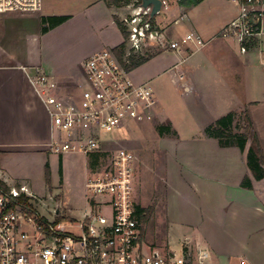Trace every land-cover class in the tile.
Returning a JSON list of instances; mask_svg holds the SVG:
<instances>
[{
  "label": "crops",
  "instance_id": "obj_1",
  "mask_svg": "<svg viewBox=\"0 0 264 264\" xmlns=\"http://www.w3.org/2000/svg\"><path fill=\"white\" fill-rule=\"evenodd\" d=\"M123 12V7L106 0H44L38 12L0 13L2 157L47 153L46 162L52 165V122L32 80L45 72L56 78L61 93H77L84 61L124 41L117 22ZM160 13L163 17L155 16V22L171 39L195 31L207 41L198 49L190 44L182 52H160L131 71L135 82L151 83L157 101L154 118L160 117L159 122L170 124L173 131L160 135L161 142L168 143L162 145L164 216L160 212L167 223L166 236L174 237L180 229L182 248L208 251L207 264H230L233 258L264 264V178L254 177L247 150L223 147L205 133L220 116L247 108L264 150V20L255 45L243 51L237 38L219 35L238 16L235 0H203L191 8L167 0ZM50 15L69 18L42 32L41 17ZM177 96L180 110L189 116L181 125L167 116L168 101ZM76 154L80 153L58 155L64 188L65 161ZM83 156L88 175L90 157ZM135 167L137 171V158ZM87 175L80 188L87 204L84 211ZM246 175L252 179L251 189L242 186ZM15 178L0 163V179L9 188L26 186ZM135 180L140 205L137 172Z\"/></svg>",
  "mask_w": 264,
  "mask_h": 264
},
{
  "label": "built area",
  "instance_id": "obj_2",
  "mask_svg": "<svg viewBox=\"0 0 264 264\" xmlns=\"http://www.w3.org/2000/svg\"><path fill=\"white\" fill-rule=\"evenodd\" d=\"M235 1L238 16L219 35L237 38L247 51L261 33L264 0ZM43 3L0 0V13L38 12ZM126 6L132 11L121 18L126 33L122 58L115 48L91 54L83 63L77 93H61L56 78L45 72L32 80L51 118V152L98 156L85 183L88 207L80 220L64 222L57 210L53 218L40 213L27 186L0 187V264H207L206 250L184 247L180 254L172 249L161 254L141 237L135 154L125 147L109 149L113 139L105 136L154 119V88L131 77L133 58L182 52L190 44L198 49L207 41L195 31L170 39L153 21L151 6L143 7L142 0Z\"/></svg>",
  "mask_w": 264,
  "mask_h": 264
},
{
  "label": "rangeland",
  "instance_id": "obj_3",
  "mask_svg": "<svg viewBox=\"0 0 264 264\" xmlns=\"http://www.w3.org/2000/svg\"><path fill=\"white\" fill-rule=\"evenodd\" d=\"M176 1L168 0V3L172 4ZM123 11L122 17L129 15L132 8L124 6ZM163 14L160 13L156 17L161 18ZM154 20L156 19L154 18ZM166 35L171 39L168 34ZM173 100L168 101L170 107L167 108V110L169 109L167 116L179 125L186 121L188 122L189 116L185 114L186 111L180 110L179 107L180 97L177 96ZM159 119L160 117L138 123L130 130L119 129L111 134L105 133V136L113 139V142L111 141L109 144V149L125 147L136 154L138 162L136 172L138 182L141 185L137 193V202L144 207L150 205L155 207L153 215L145 225V241L147 244L159 249L161 254H164L167 249H172L180 254L183 249L180 229L174 231V237H167V223L160 216L161 213L162 215L164 214L165 193V181L162 176L165 158L162 145L168 146V143L161 142L158 126L167 124L166 122H159ZM46 156H48L47 153L40 156H1L0 163L6 171L16 177V180L26 184L29 190H33L32 192L35 194L33 200L40 213L53 218L55 211L59 208L62 221L65 222L70 219L80 220L87 205L80 195V188L87 175L86 171H83L85 157L83 154H76L73 155L71 160L67 159L65 161L67 165L65 166L67 183L64 188L62 185L63 171L61 172V160L57 154L49 157L52 162V165H50L51 183H47ZM157 207L159 212H156ZM156 214L159 216H156ZM248 262L241 258H233L230 264H250Z\"/></svg>",
  "mask_w": 264,
  "mask_h": 264
},
{
  "label": "trees",
  "instance_id": "obj_4",
  "mask_svg": "<svg viewBox=\"0 0 264 264\" xmlns=\"http://www.w3.org/2000/svg\"><path fill=\"white\" fill-rule=\"evenodd\" d=\"M133 0H106V2L112 6L123 7L131 3ZM203 0H177V2L186 7L191 8L198 5ZM69 16L67 15H50L41 17L42 32H47L48 30L64 23L68 20ZM155 22V20L153 19ZM118 25L121 28L124 38H126V33L122 26L121 21L118 19ZM257 39L253 42L247 44L248 46L255 45ZM125 49V40L115 48L118 52L120 58H122ZM157 54V53H156ZM156 54H148L146 56H140L138 58H133L131 63L128 65L130 69H134L137 66L143 64ZM158 132L160 135L173 133L172 127L170 124L158 126ZM206 135L216 138L219 144L223 147L237 146L242 151L247 150V161L248 166L253 173L254 177L258 180L264 178V150L261 145L258 134L255 130L254 123L249 114L247 108H242L240 110H232L228 113L220 116L214 122L210 123L205 128ZM249 145V147H248ZM1 157V151H0ZM61 160V172L62 170V158ZM90 165H94L98 156L90 157ZM46 175L47 183H51L50 178V164L46 163ZM63 181V180H62ZM242 186L251 189L253 187L252 179L249 175H246L242 181ZM0 187L3 189L9 190V186L0 179ZM30 198L23 196L22 200L28 202ZM155 207L153 205L144 207L137 205V213L139 220L141 222V237L144 238L146 235L145 225L149 221L150 217L153 215Z\"/></svg>",
  "mask_w": 264,
  "mask_h": 264
},
{
  "label": "water",
  "instance_id": "obj_5",
  "mask_svg": "<svg viewBox=\"0 0 264 264\" xmlns=\"http://www.w3.org/2000/svg\"><path fill=\"white\" fill-rule=\"evenodd\" d=\"M142 6L145 8L151 6V17L154 18L162 11L164 3L163 0H142ZM57 213H60V209H57Z\"/></svg>",
  "mask_w": 264,
  "mask_h": 264
}]
</instances>
